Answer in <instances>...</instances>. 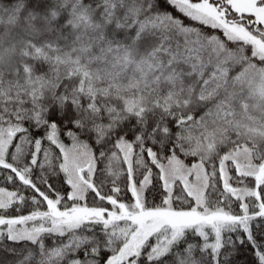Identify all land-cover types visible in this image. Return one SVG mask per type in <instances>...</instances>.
Wrapping results in <instances>:
<instances>
[{
    "label": "snow or ice",
    "instance_id": "1",
    "mask_svg": "<svg viewBox=\"0 0 264 264\" xmlns=\"http://www.w3.org/2000/svg\"><path fill=\"white\" fill-rule=\"evenodd\" d=\"M264 264V0H0V264Z\"/></svg>",
    "mask_w": 264,
    "mask_h": 264
},
{
    "label": "trees",
    "instance_id": "2",
    "mask_svg": "<svg viewBox=\"0 0 264 264\" xmlns=\"http://www.w3.org/2000/svg\"><path fill=\"white\" fill-rule=\"evenodd\" d=\"M238 259L241 262V264H244L245 261L251 260V253L242 254L241 256L238 257Z\"/></svg>",
    "mask_w": 264,
    "mask_h": 264
}]
</instances>
